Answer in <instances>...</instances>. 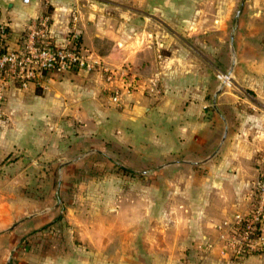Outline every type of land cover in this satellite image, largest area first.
I'll use <instances>...</instances> for the list:
<instances>
[{
    "label": "crops",
    "instance_id": "1",
    "mask_svg": "<svg viewBox=\"0 0 264 264\" xmlns=\"http://www.w3.org/2000/svg\"><path fill=\"white\" fill-rule=\"evenodd\" d=\"M178 1L0 0L6 49H19L28 21L48 14L56 42L75 29L85 55L128 72L112 80L98 70L52 72L42 86L7 83L5 96L39 97L35 89H47L44 97L82 127L132 135L124 146L134 147L133 158L152 159L154 175L168 178V200L158 206L167 211L147 228L144 214L129 221L121 211L118 220L72 207L64 214L68 232L56 237L42 228L60 208L17 195L12 184L11 199H0V264H264V251L234 258L224 240L225 222L249 210L264 154V0L240 2L231 56L224 35L235 0L228 8L200 0V7L183 11ZM178 17L185 18L180 26L172 22ZM225 70L227 83L217 77ZM133 78L135 88L112 100L113 90ZM6 125L12 132H0V159L33 149L19 140L18 122ZM133 129L140 143L129 144ZM96 133L87 139L102 140ZM114 204L129 208V202Z\"/></svg>",
    "mask_w": 264,
    "mask_h": 264
},
{
    "label": "rangeland",
    "instance_id": "2",
    "mask_svg": "<svg viewBox=\"0 0 264 264\" xmlns=\"http://www.w3.org/2000/svg\"><path fill=\"white\" fill-rule=\"evenodd\" d=\"M231 1L212 0L214 7H217L218 3L224 8H228ZM243 1L235 0L232 11L226 18L224 43L227 56H231L233 51L232 37L238 20L236 11L241 8L239 5ZM200 3V0H180L176 2L175 7L183 11L189 7L198 8ZM142 4L143 1H141ZM262 9L264 11V6ZM261 18L264 21V12ZM184 19V17L173 18L172 22L180 26ZM194 19L198 18L194 17ZM223 74L228 76L226 70ZM35 92L39 94L37 95L39 97L12 92L11 98L9 95L5 96L0 108V132L4 134L12 132V128H8L6 123L18 122L19 125L24 123L26 125H20L18 130L22 132L19 140L23 143L31 141L33 144V149L28 152L14 150L0 159V191H2L0 199L2 201L11 199L12 184H15L18 187L17 195L30 197L44 204L47 202L48 206L59 207L57 217L46 225L54 228V233L49 231L53 237L68 232L64 214L72 207L74 209L84 207L85 211L91 213L98 210L104 211L105 216H112L118 220L121 211L129 221L144 214L145 228L154 219L164 215L167 210L158 206L168 200V178L154 175L158 163L152 159L138 161L133 158L134 147L130 146L131 148L127 149L124 146L128 142L126 137L131 138L132 135L128 133L121 135L120 130L111 134V130L107 129L84 128L81 121H75L72 115H62L60 111H57L55 103L44 97L47 89L36 88ZM23 107L30 109L27 111ZM106 119L112 120V115ZM119 120L113 121L119 122ZM57 122L61 126L59 129H55L54 123ZM26 130L33 136H25ZM130 131L135 139L129 140L131 142L129 144L139 142V139L135 137L136 130ZM94 132H97L96 137L103 139L88 140L89 134ZM121 136L123 141L116 139ZM8 137L9 135L2 136L5 139ZM112 139L114 140L111 141ZM140 139L142 142L146 140L144 136ZM117 201L129 202V208L123 210L114 208V202ZM137 201L144 202L145 207L137 209L138 205H132L131 202ZM102 207L106 208L98 209ZM59 216L62 219L55 221Z\"/></svg>",
    "mask_w": 264,
    "mask_h": 264
},
{
    "label": "built area",
    "instance_id": "3",
    "mask_svg": "<svg viewBox=\"0 0 264 264\" xmlns=\"http://www.w3.org/2000/svg\"><path fill=\"white\" fill-rule=\"evenodd\" d=\"M72 34L62 43L54 40L48 14L31 18L25 28L24 39L19 49H6L4 41L8 34L6 23L0 21V108L5 99L7 83L26 89L29 85L42 86L48 73L77 72L91 73L100 71L107 74V79L126 78L128 72L109 70L93 58L83 53L79 46L80 34ZM220 81L227 83L228 76L218 74ZM135 79L125 86L113 90L112 100L116 101L120 90L134 89ZM225 249L234 258L264 251V154L260 157L254 196L249 210L235 214L225 222Z\"/></svg>",
    "mask_w": 264,
    "mask_h": 264
},
{
    "label": "trees",
    "instance_id": "4",
    "mask_svg": "<svg viewBox=\"0 0 264 264\" xmlns=\"http://www.w3.org/2000/svg\"><path fill=\"white\" fill-rule=\"evenodd\" d=\"M62 218H61V216H59V218H57L55 221H57V220H61ZM54 228H50V225L49 226H46V227H44V228H42V230H48V231H50V232H55L54 230H53ZM41 231V230H40Z\"/></svg>",
    "mask_w": 264,
    "mask_h": 264
}]
</instances>
